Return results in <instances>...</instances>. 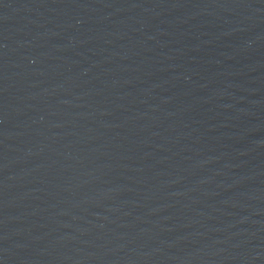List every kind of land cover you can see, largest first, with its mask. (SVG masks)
<instances>
[{
    "label": "water",
    "instance_id": "95a60500",
    "mask_svg": "<svg viewBox=\"0 0 264 264\" xmlns=\"http://www.w3.org/2000/svg\"><path fill=\"white\" fill-rule=\"evenodd\" d=\"M0 264H264V0H0Z\"/></svg>",
    "mask_w": 264,
    "mask_h": 264
}]
</instances>
